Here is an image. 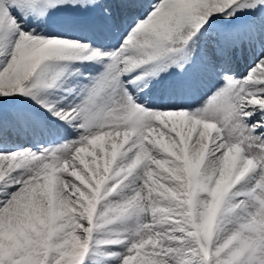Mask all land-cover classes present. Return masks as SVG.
I'll return each instance as SVG.
<instances>
[{"label": "snow or ice", "instance_id": "snow-or-ice-1", "mask_svg": "<svg viewBox=\"0 0 264 264\" xmlns=\"http://www.w3.org/2000/svg\"><path fill=\"white\" fill-rule=\"evenodd\" d=\"M0 264H264V0H0Z\"/></svg>", "mask_w": 264, "mask_h": 264}]
</instances>
